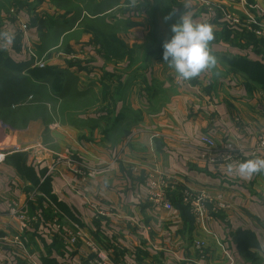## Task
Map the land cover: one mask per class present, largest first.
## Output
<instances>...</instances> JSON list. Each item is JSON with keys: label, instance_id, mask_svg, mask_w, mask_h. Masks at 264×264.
Masks as SVG:
<instances>
[{"label": "crops", "instance_id": "crops-1", "mask_svg": "<svg viewBox=\"0 0 264 264\" xmlns=\"http://www.w3.org/2000/svg\"><path fill=\"white\" fill-rule=\"evenodd\" d=\"M177 1L214 34L229 31L210 42L216 67L188 81L157 50L171 24L152 0H42L17 9L25 30L3 16L6 57L41 70L30 46L55 70L0 105V264H264V173L235 170L264 158L248 151L264 137V88L220 60L264 67V0ZM240 146L237 162L217 161ZM217 201L227 207L213 213Z\"/></svg>", "mask_w": 264, "mask_h": 264}, {"label": "clouds", "instance_id": "clouds-1", "mask_svg": "<svg viewBox=\"0 0 264 264\" xmlns=\"http://www.w3.org/2000/svg\"><path fill=\"white\" fill-rule=\"evenodd\" d=\"M170 31L172 35L162 44V59L179 79L188 81L202 71L216 67L217 58L209 47L214 39L213 25L194 22L193 13L186 11L179 14ZM235 170L242 177L264 173V158L254 157L237 162Z\"/></svg>", "mask_w": 264, "mask_h": 264}, {"label": "trees", "instance_id": "trees-1", "mask_svg": "<svg viewBox=\"0 0 264 264\" xmlns=\"http://www.w3.org/2000/svg\"><path fill=\"white\" fill-rule=\"evenodd\" d=\"M8 1V0H7ZM167 3V15H171V18L176 19V22L178 21L179 18V13L182 11V8H180V5L177 4V0H164ZM154 2L152 5L156 9L159 3L156 0H152ZM18 3V2H13ZM41 3V1L30 3L29 7L33 8V10L38 7V5ZM148 3V2H146ZM10 5V4H7ZM23 4H19L18 6H22ZM174 6V7H173ZM5 7V2L0 0V10L4 9ZM176 8V10L173 11V9ZM29 9V8H28ZM172 25V24H171ZM172 33L170 34V36ZM169 36V37H170ZM248 36V35H247ZM229 39V31L226 30L225 28H222L221 31L217 32L214 34V39L213 41H218V40H228ZM250 42L252 41V37L247 38ZM234 41H237L238 39H233ZM253 45H255L257 42L253 41L251 42ZM158 51L163 50L162 48H158ZM2 51H0V66L8 69L11 74H13V77L18 80V82L13 81L14 79L12 77L8 78L5 77L3 79H0V88H4L3 90H0V105L4 102V99L8 101V106H14V95L19 94L21 91L27 90L25 86V81H29L28 75H31L32 77H36L38 79H42L41 81H44L48 79L52 75V72L55 70V68L52 67H47L41 70H35V69H30L28 70L29 63L26 64H15L12 61H10L6 55H2ZM220 60L222 58L227 62L224 63V65H227L230 70H233L234 73H242L241 75L244 77L246 86L248 87L249 85L257 86V87H262L264 88V67L256 62H252L246 59H243L241 57H233V59L229 60V58H224L220 56ZM132 61V60H131ZM221 62V61H220ZM222 63V62H221ZM26 70V74H28L26 77H23L22 80H20L21 77H18V74H21ZM25 74V75H26ZM11 76V75H10ZM25 80V81H24ZM18 88V91L13 92V89ZM20 96V95H19ZM18 101V100H17ZM178 205L179 209L182 210L183 206L181 205L180 201L178 200Z\"/></svg>", "mask_w": 264, "mask_h": 264}, {"label": "built area", "instance_id": "built-area-1", "mask_svg": "<svg viewBox=\"0 0 264 264\" xmlns=\"http://www.w3.org/2000/svg\"><path fill=\"white\" fill-rule=\"evenodd\" d=\"M10 14L13 15V17L17 20V15H18L17 10L15 12H13V10H12ZM223 17L227 20V22H230L232 24H236V25L242 24V22L239 19V17L236 16L235 14H233V13H230V12L225 13V14H223ZM19 28H22L23 30H25L26 29L25 23L22 24L21 21H19ZM23 53L30 60H32V58H36L35 55H34V50L30 46H27L24 49ZM34 65L39 67V68L44 67L43 58L35 61ZM3 125H5V124H3ZM199 140L206 147L211 148V147L214 146V140H213L212 136H210V134H206V133L202 134L200 136ZM244 150H245V146H240V147H238V149L235 150L234 153L222 154L220 159H217V161L218 162H229V161L237 162L238 157L241 156L240 153H242ZM248 151H250V153L253 154V155H256L258 153H263L264 154V137H260L258 139V141H257V144L254 147H250L248 149ZM6 152H7L6 148H1L0 149V162L4 160V158H5L6 154H7ZM151 186L153 187L154 183H151ZM150 196H151L152 201L154 203H156V205L160 204L166 209H170L171 208V203L169 201H167L161 193L156 192V191H152L150 193ZM207 199L208 198L205 197V196H198L192 201L193 202V211H194V213L197 216H200V215L203 214V212L205 210L204 202H206ZM226 207H227V205L225 203L217 201V202L213 203V205L210 208V211L215 213L216 210L225 209ZM20 217L22 218L21 215H20ZM14 239H18V237L15 236ZM194 244H195L196 247H202L203 246V243L200 242V241H196ZM98 256H99V258L101 260L100 263L106 262L107 258H106L104 253L99 252Z\"/></svg>", "mask_w": 264, "mask_h": 264}, {"label": "rangeland", "instance_id": "rangeland-1", "mask_svg": "<svg viewBox=\"0 0 264 264\" xmlns=\"http://www.w3.org/2000/svg\"><path fill=\"white\" fill-rule=\"evenodd\" d=\"M2 1H4L5 2V7H3L4 9H2V10H0V27L4 24V20H3V16H10L11 14V11L13 10V12H15L17 9H19V10H25V11H28V12H32L33 11V8H30L29 7V3H27V2H30V1H32V3H34V2H40V1H42V0H1V2ZM137 1H144V0H137ZM156 1H158L159 3H161L160 4V9H161V11H162V14H163V18H164V20L165 21H167L169 24H173V23H176V19L174 20V18H171V15L169 16V15H167V9H166V7H167V3L164 1V0H156ZM186 1V0H185ZM188 2L190 1V0H187ZM13 2H18V3H14L13 4ZM23 4L22 6H18L19 4ZM154 2H152V4H153ZM180 3H182V2H180V1H177V4H180ZM186 3V2H185ZM7 4H10V5H7ZM187 4V3H186ZM138 5H140V4H138ZM174 7V6H173ZM29 8V9H28ZM230 13H233V12H230ZM13 16V15H12ZM165 17H170L169 19H165ZM17 20L18 21H21V18H20V16L19 15H17ZM23 49H25V48H23ZM1 51V50H0ZM2 53L5 55V53L2 51ZM2 54V55H3ZM4 55H3V57H4ZM34 55H35V57L36 58H32V62H31V64L33 65V67H35V65H34V62L35 61H37V60H39V59H41V58H43V61H44V70H45V68H47V63H46V58L44 57V56H40V55H37V53H36V51H34ZM26 57V56H25ZM27 58V57H26ZM28 59V58H27ZM37 67V66H36ZM42 69H43V67H42ZM29 70V69H28ZM9 70L8 69H6V68H4V67H1L0 66V79H3V78H5V77H8V78H10V77H12L14 80L13 81H15V82H18V80L17 79H15L14 77H13V74H11L10 72H8ZM26 70L24 71V72H22L21 74H18V77H21L20 78V80H22L23 79V77H26L28 74H26ZM11 75V76H10ZM31 75H28L27 77H29L30 79H31V77H30ZM25 81V80H24ZM29 84V83H28ZM4 88H0V90H3ZM27 98H29V97H27ZM29 99H31V97L29 98ZM4 102L5 103H8V101L6 100V99H4ZM3 124H5V123H0V129H6V127H7V125L5 126V125H3ZM0 143H2V142H0Z\"/></svg>", "mask_w": 264, "mask_h": 264}, {"label": "bare ground", "instance_id": "bare-ground-1", "mask_svg": "<svg viewBox=\"0 0 264 264\" xmlns=\"http://www.w3.org/2000/svg\"><path fill=\"white\" fill-rule=\"evenodd\" d=\"M7 145V144H6ZM6 145H4L3 143H0V149L1 148H5V147H7ZM17 146V145H16Z\"/></svg>", "mask_w": 264, "mask_h": 264}]
</instances>
